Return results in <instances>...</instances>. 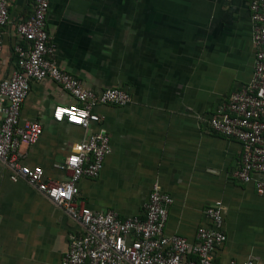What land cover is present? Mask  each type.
<instances>
[{"label": "crops", "instance_id": "1", "mask_svg": "<svg viewBox=\"0 0 264 264\" xmlns=\"http://www.w3.org/2000/svg\"><path fill=\"white\" fill-rule=\"evenodd\" d=\"M251 0H52L49 31L58 65L96 92L122 88L125 106L97 108L101 121L85 130L53 117L56 105L76 103L60 84L35 81L21 120H37L43 133L21 144L23 162L56 167L92 132L104 129L113 150L101 174L80 181L77 200L121 217L145 214L154 185L169 193L166 233L196 240L209 225L205 209L225 206L227 241L216 262L254 257L264 264V198L253 183L233 176L243 146L210 126L215 110L247 85L255 67ZM35 0H14L4 29L0 82L17 67L16 46L27 45L17 24L34 12ZM3 115L0 113V124ZM0 160V264H63L81 223Z\"/></svg>", "mask_w": 264, "mask_h": 264}, {"label": "built area", "instance_id": "2", "mask_svg": "<svg viewBox=\"0 0 264 264\" xmlns=\"http://www.w3.org/2000/svg\"><path fill=\"white\" fill-rule=\"evenodd\" d=\"M13 1L0 0V53ZM51 3L52 0H35L33 14L17 24V32L27 45L16 46L17 67L0 82V160L12 171L13 181H27L83 226V233L71 240L63 264H239L236 259L224 263L215 260L216 249L228 239L222 201L205 209L210 223L197 228L195 241L178 233H166L174 199L158 183L149 195L144 216L123 218L114 210L95 211L80 204V181L98 177L113 150L111 137L104 129L92 132L63 163L56 165L70 173L66 181L48 178L43 166L23 162L21 144L34 145L43 133L40 121L21 120L23 104L35 81L51 79L66 89L77 102L56 105L53 117L85 130L101 121L98 107L125 106L133 98L117 87L96 92L58 65L54 58L57 46L49 31ZM250 9L256 47L253 77L217 107L210 126L241 142L242 160L233 176L253 183L264 198V0H251ZM243 264L259 263L248 257Z\"/></svg>", "mask_w": 264, "mask_h": 264}]
</instances>
